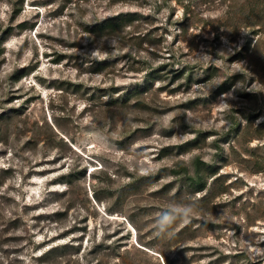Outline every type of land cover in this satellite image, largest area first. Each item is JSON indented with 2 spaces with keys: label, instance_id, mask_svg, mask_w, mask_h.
<instances>
[{
  "label": "rangeland",
  "instance_id": "rangeland-1",
  "mask_svg": "<svg viewBox=\"0 0 264 264\" xmlns=\"http://www.w3.org/2000/svg\"><path fill=\"white\" fill-rule=\"evenodd\" d=\"M0 264H264V0H0Z\"/></svg>",
  "mask_w": 264,
  "mask_h": 264
},
{
  "label": "trees",
  "instance_id": "trees-1",
  "mask_svg": "<svg viewBox=\"0 0 264 264\" xmlns=\"http://www.w3.org/2000/svg\"><path fill=\"white\" fill-rule=\"evenodd\" d=\"M130 16V15H129ZM128 15L127 14H118L116 16H113L111 18H108L106 20H104L103 22L98 23L94 29H98L101 32L103 31H119L123 28H125L127 21H128ZM108 65L107 62H103L101 63V69L105 68ZM159 73V72H157ZM157 73H154L157 74ZM21 77V76H20ZM19 77H17L18 79ZM136 90L131 91V93H135ZM128 94V93H127ZM126 94V95H127ZM129 102V98H126L125 96L123 97H119L115 98L114 96H112V99L110 102H108V104L110 106H125L126 104H128ZM188 181V185L189 187H195L197 192H201L206 188V181L204 176L202 175L201 171L198 170V172L196 173V175L194 176H189V178L186 179Z\"/></svg>",
  "mask_w": 264,
  "mask_h": 264
},
{
  "label": "clouds",
  "instance_id": "clouds-1",
  "mask_svg": "<svg viewBox=\"0 0 264 264\" xmlns=\"http://www.w3.org/2000/svg\"><path fill=\"white\" fill-rule=\"evenodd\" d=\"M192 214V208L188 207L187 210L179 217H174L171 214L165 213L161 218L158 220V235L161 233L166 232L169 228H171L172 224L175 222L177 218H180L184 224L190 222L189 217Z\"/></svg>",
  "mask_w": 264,
  "mask_h": 264
}]
</instances>
